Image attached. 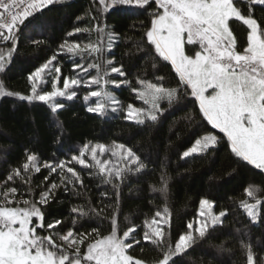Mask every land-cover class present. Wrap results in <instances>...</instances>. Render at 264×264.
<instances>
[{"label": "snow or ice", "instance_id": "snow-or-ice-1", "mask_svg": "<svg viewBox=\"0 0 264 264\" xmlns=\"http://www.w3.org/2000/svg\"><path fill=\"white\" fill-rule=\"evenodd\" d=\"M57 2L0 0V41H12V47L6 54L0 49V73L5 72L12 59L21 27L38 26L37 14L42 15L44 9ZM246 3L249 6L247 15L242 13L234 0H154L157 10L150 13V27L141 42L147 43L149 49L154 47L162 62H170L179 78L175 87H166L162 76L155 77L156 82L136 76V86H133L132 81L127 79L123 64L117 67L113 60L103 58L106 49H111L121 37L106 24L103 27L97 24L93 29L76 28L68 33L72 36L74 33L94 30L98 33V39L88 43H70L65 40L55 54L29 74L30 94L9 91L0 79V98L15 96L29 103L43 102L56 114L65 107L59 102L60 98L72 100L77 96L75 88L82 84L89 88L95 85L97 90L83 96L85 102L97 98L95 104L87 108L88 112L101 116L109 110L123 112L125 120L143 125L158 121L165 110L161 107L162 102L166 101L171 107L182 98L191 96L194 103L198 102L202 117L213 129L224 134L235 157L256 169L264 170V26L251 14V6H264V0H246ZM93 5H98L96 10L99 13L127 9L147 11L153 7V0H93ZM236 21L242 22L249 30L247 46L241 45L239 50L231 26ZM32 43L38 45L43 42ZM186 45L191 46L188 49L191 55L187 54ZM137 51H144L139 42ZM60 53L81 58L85 55L95 56L100 62L89 63L87 67L74 64L73 71L79 69V72L74 76H65L61 81V66L57 58ZM152 67L156 69L157 65L153 63ZM90 69L96 71L95 76L80 78V73L87 76ZM111 73L124 79H111ZM49 84L51 90H44V86ZM111 85L116 88L126 85L144 106L137 107L131 103L123 105L110 91ZM187 119L193 120L194 117L189 116ZM221 139L211 132L205 133L183 151L182 158L214 150ZM106 153L110 154L108 158H105ZM73 163L87 169L90 177L99 178L113 189L115 203L106 206L112 210L110 217L103 215L104 208L97 210L92 207L90 201L87 206L71 209L75 217H95L101 222L108 220L111 230L106 235L99 228H92L89 232L70 228L64 234L56 232L42 235L38 232V229L47 231L62 225L60 220L46 223L42 210L54 198L58 188L63 187L76 196L83 195L81 190L86 186L80 173L69 166ZM41 167L48 169L49 175L58 173L59 183H49L46 190L39 192L38 199H16V187L0 190V264H177L175 257L186 253L198 240L206 238L210 231L223 225L228 214L227 209L214 212L215 201L201 199L197 216L187 223V231L179 234L173 244L170 233L165 231L166 226L171 227L172 215L165 205L151 219L143 221L142 240L150 242L161 254L160 258L147 262L129 252L134 245L141 243L135 234L139 226L127 227L120 234L118 224L121 186L129 175H141L148 171V165L132 148L115 142L111 146L89 142L79 149L78 155L55 164L41 163L39 156L32 152L27 154L21 167L12 170L7 181L19 178L30 184V174L39 173ZM25 176L29 179L25 180ZM48 179V176L44 177L45 182ZM169 180L166 170L162 168L160 186L152 185L151 190L161 193L166 199ZM3 187L0 185V189ZM261 191L259 186L249 185L245 192L253 202L248 199L239 202L253 222L261 219L260 208L264 204V195L259 194ZM32 195L30 187L29 196ZM107 195L106 192L101 193L102 198ZM33 218H36V222ZM76 222L74 218L72 224L75 226ZM236 231L240 232L241 229ZM239 244L245 254L246 264H264V256L258 260L250 242L242 238ZM85 246L86 251L82 252ZM218 247L224 250L223 244Z\"/></svg>", "mask_w": 264, "mask_h": 264}, {"label": "trees", "instance_id": "trees-1", "mask_svg": "<svg viewBox=\"0 0 264 264\" xmlns=\"http://www.w3.org/2000/svg\"><path fill=\"white\" fill-rule=\"evenodd\" d=\"M234 2L242 13L248 14L249 6L246 0ZM251 7L253 17L264 26V6ZM97 8L98 5L94 6L93 0H58L48 9H44L42 15L37 14L38 26H22L17 34L18 40L12 59L5 72L0 73V79L4 81L7 89L30 94L29 74L55 54L65 40L70 43H88L98 39V33L94 30L74 33L72 36L68 33L76 28L93 29L97 24L101 27L106 24L121 37L111 49H106L103 58L113 60L114 66L117 67L123 64L127 79L132 81L133 86H136V76L153 82H156L155 77L162 76L165 78L166 87H175L179 78L170 62H162L154 47L149 49L147 43L141 42L145 31L150 27V13L157 10L154 0L153 7L147 11L127 9L99 13ZM78 17L80 19H77ZM231 26L237 37L238 50L241 45L246 47L249 31L247 26L240 21L232 23ZM32 41L43 43L37 45ZM138 42L144 51H137ZM11 47L12 41H0V49L5 54ZM190 47L186 45L189 55L192 54L188 51ZM57 58L61 66V81L65 76H74L79 72V69L73 71L74 64L87 67L89 63L100 62L95 56L85 55L81 58L67 53H60ZM153 63L157 65L156 69L152 67ZM95 75L96 71L90 69L87 76L80 73V78L88 79ZM110 78L124 79L116 73H111ZM46 90H51L50 84L46 85ZM74 90L77 96L72 100L60 98L59 102L65 107L56 114L43 102L29 103L15 96L0 98V185L4 186V190L16 187L18 198L38 199L39 192L46 190L49 183H59L58 173L49 175L48 169L43 167L39 173L30 174V184L19 178L7 181V176L13 169L21 167L29 153L35 152L41 163L55 164L68 161L72 155H78L79 149L89 142L104 145H112L114 142L124 144L132 148L148 165L145 174L129 175L120 188V234L127 227L139 226L135 234L141 243L134 245L133 249L129 250L130 254L147 262L160 258L158 249L150 242L142 240L143 221L151 219L156 211L162 210L166 205L172 215L171 227L166 226L165 231L170 233L171 242L174 244L179 234L187 231V223L197 216L200 200L206 198L215 201L214 212L227 209L228 214L223 225L210 231L206 238L198 240L186 253L175 257L177 264H246L245 254L239 244L242 238L252 244L258 260L264 256V204L260 208L261 219L256 222L239 206L241 200L248 199L253 202L245 192L249 185L259 186L262 189L259 194L264 195V170L256 169L255 166L235 157L224 134L218 129H213L202 117L198 102L194 103L193 97L182 98L171 107L166 101L162 102L161 107L165 110L157 122L138 125L125 120L123 112L109 110L103 116L88 112L87 108L94 105L97 98L93 97L85 102L83 96L89 91L97 90V86L89 88L82 84ZM110 91L125 106L130 103L137 107L144 106L126 85H121L120 88L111 85ZM189 116L194 119L188 120ZM208 132L222 138L215 149L205 154L182 158L183 151L191 147L195 139ZM69 166L74 167L83 177L86 186L81 190L83 195L76 196L70 191H65L63 187L58 188L54 198L42 210L46 223L60 220L62 225L47 231L38 229V232L42 235L56 232L64 234L70 228L78 232L99 228L102 234H108L111 230L108 220L101 222L95 217H75L71 209L87 206L90 201L92 207L97 210L104 208L103 215L110 217L112 210L106 206L115 203L111 185L103 184L99 178L90 177L88 170L79 165L73 163ZM162 168L170 177L166 199L161 193L153 192L150 187L160 186ZM45 176L49 177L47 182L44 181ZM28 179L29 177L25 176V180ZM30 187L32 196H29ZM103 192L108 195L102 198ZM74 218L77 221L75 226L72 224ZM236 229L241 231L237 232ZM221 244L224 250L218 247ZM83 251H86V246L82 247Z\"/></svg>", "mask_w": 264, "mask_h": 264}, {"label": "rangeland", "instance_id": "rangeland-1", "mask_svg": "<svg viewBox=\"0 0 264 264\" xmlns=\"http://www.w3.org/2000/svg\"><path fill=\"white\" fill-rule=\"evenodd\" d=\"M61 87H62V82H61V85H60ZM44 90H46V85L44 86ZM107 146H111V145H107ZM110 156V154L109 153H106L105 154V158H108ZM87 158V157H86ZM0 190H4V189H0ZM16 199H21V198H18L17 196H16ZM214 211V210H213ZM34 219H36V218H33V220ZM194 227H195V225H194Z\"/></svg>", "mask_w": 264, "mask_h": 264}]
</instances>
